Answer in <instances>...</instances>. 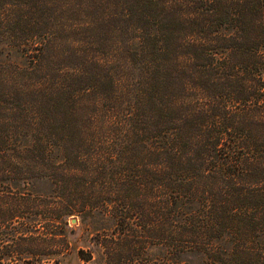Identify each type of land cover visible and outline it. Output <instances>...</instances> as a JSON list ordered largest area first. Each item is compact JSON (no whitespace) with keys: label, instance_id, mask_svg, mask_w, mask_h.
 Segmentation results:
<instances>
[{"label":"trees","instance_id":"1","mask_svg":"<svg viewBox=\"0 0 264 264\" xmlns=\"http://www.w3.org/2000/svg\"><path fill=\"white\" fill-rule=\"evenodd\" d=\"M79 233L264 264V0H0V264L92 262Z\"/></svg>","mask_w":264,"mask_h":264},{"label":"rangeland","instance_id":"2","mask_svg":"<svg viewBox=\"0 0 264 264\" xmlns=\"http://www.w3.org/2000/svg\"><path fill=\"white\" fill-rule=\"evenodd\" d=\"M73 220V219H72ZM76 220V219H75ZM77 224L72 223L71 225L74 226ZM77 230H80L79 226H76ZM75 240V246L77 249H83V250H88L89 248H92V250L95 252L94 253V261L86 263L85 261L80 260L77 256L71 257V259L68 261L67 264H104L103 259L101 258V252H100V247L97 246L96 244H91L90 242L87 241L86 236L84 234L79 233L77 237L74 238Z\"/></svg>","mask_w":264,"mask_h":264},{"label":"water","instance_id":"3","mask_svg":"<svg viewBox=\"0 0 264 264\" xmlns=\"http://www.w3.org/2000/svg\"><path fill=\"white\" fill-rule=\"evenodd\" d=\"M72 223H76V220H75V219H73V220H72Z\"/></svg>","mask_w":264,"mask_h":264}]
</instances>
